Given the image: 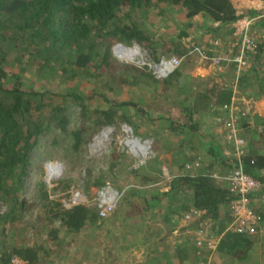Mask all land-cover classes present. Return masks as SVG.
Wrapping results in <instances>:
<instances>
[{
    "label": "trees",
    "instance_id": "obj_1",
    "mask_svg": "<svg viewBox=\"0 0 264 264\" xmlns=\"http://www.w3.org/2000/svg\"><path fill=\"white\" fill-rule=\"evenodd\" d=\"M126 4L142 12L153 8H181L188 21L197 17L205 18L210 24L205 35L219 39L232 35V25L239 19L246 16L257 18L264 14V9L239 6L233 0H0V202L5 203L7 207V212H0V227L8 223L6 215L9 214V209L18 204L21 193L25 192L24 179L32 165L31 155L38 148L41 138L52 133L55 128L61 129L62 133H68L69 123L64 104L54 105L47 100V93L26 85L20 74L5 68L6 64L15 60L14 54H25L26 51V54L20 57L33 65L43 61L40 68L47 67L52 59H60L63 63L72 65L73 70L80 72L84 77L87 76L85 78L95 76L100 77L101 81L118 82L115 78L119 76L122 85H137L147 81L157 84L151 74L119 63L113 57L111 46L114 42L128 46L136 43L148 50L154 59L159 57L156 39L150 35V30L141 29L136 23L129 22L123 13ZM256 24L264 26V18L258 19ZM186 25L192 27L191 23ZM255 35L258 38V49L250 59L251 66L241 76L237 91L260 100L264 96V73L258 72L264 67V39L257 33ZM190 36L194 37L188 31L181 32L177 41L166 43L162 55L186 56L188 49L184 40ZM9 43L14 45V48L7 47ZM192 59L194 57H186L185 63ZM21 60L18 59L19 62ZM229 70L232 71L230 84L219 83L216 79L203 80L194 85L185 95L183 102L181 101L182 112L190 121H194L195 133L200 126L197 123L199 120L196 119L198 114L212 113L217 117L215 120L220 121L228 116L227 110L223 108L231 105L233 98L237 96V91L235 93L234 90V70ZM180 80L182 74L179 70L159 85L168 90L177 87ZM69 98L82 108L84 116L87 107L82 103L83 98L77 94L69 95ZM129 105H133V102L112 104L106 111H97L103 116L97 128L132 123L130 117L116 116L117 108L124 110ZM243 115L240 125L248 142L243 162L246 171L264 184V155L259 153L255 142L258 134L264 136V127L261 129L254 127V124L250 125L252 119ZM215 120L209 128H214L211 131L212 137L203 146V153L208 158L205 171L192 177L189 172L180 169L183 173L166 183L164 189L154 191L153 198L147 203L153 206L164 196H170L173 192L185 188L191 195V202L184 203L182 210H205L206 215L197 224L201 226L204 221H208L212 227H218L217 234L221 236L218 253L242 262L249 257L253 247L261 243L264 245V236L249 237L226 232L231 221L229 206L235 197L224 183L213 178V173L226 174L237 165L233 158L224 153L217 125L220 121ZM177 126L172 130L179 134L186 132L185 125ZM253 130H256L255 133ZM71 134L76 140L77 150L89 141L80 129ZM37 187L40 190L35 198L44 203V217L42 216L41 223H44L42 226L47 229V234L40 232L48 243L59 241V231L57 227L54 228L57 223L69 233L78 234L100 221L96 209L84 206L65 209L61 204L62 199H51L45 182L41 181ZM262 194L264 195V189ZM124 204L132 203L128 200ZM261 214L264 221V206ZM45 219H49L46 220L47 223ZM193 228H196V224ZM2 232L4 234V230ZM175 232L179 233L180 230ZM183 246L186 245H181L177 252L178 258L182 260L187 257L186 247ZM1 248L0 264H12L11 261L16 256L27 264H36L44 247L42 244L11 245L3 239Z\"/></svg>",
    "mask_w": 264,
    "mask_h": 264
},
{
    "label": "rangeland",
    "instance_id": "obj_2",
    "mask_svg": "<svg viewBox=\"0 0 264 264\" xmlns=\"http://www.w3.org/2000/svg\"><path fill=\"white\" fill-rule=\"evenodd\" d=\"M233 1L239 6L264 9V0ZM123 13L126 14L129 22L136 23L141 29L150 30V35L156 39L159 56L162 55L166 43L177 41L178 35L183 31H188L196 42L202 44L209 36V34L205 35L206 29L210 26L209 22L203 17L188 21L181 8L171 7L164 10L153 8L148 12H142L126 4ZM188 23H191L192 27H187ZM254 32L264 37V26L256 24ZM229 37L230 35L224 36L222 39ZM116 43L118 42L112 44L111 51ZM222 43L224 49L228 51L226 45L228 42ZM13 46L10 43L7 45L10 48H14ZM24 53L26 54V51ZM25 54L20 52L18 55H12L15 60H10L5 68L20 74L26 85L47 93V100L54 105L64 104L65 115L69 122L68 133H62L61 129L55 128L52 133L41 138L38 148L32 153V165L24 179L25 192L21 193L18 204L9 209L10 212L6 215L8 223L0 227L1 246L3 239L11 245L42 244L44 248L39 253V262L36 264H264L262 243L253 247L249 257L242 262L234 258H226L218 252L209 253L186 244L183 247H186L187 257L183 260L178 258L177 252L181 245L177 242L179 233L175 231L183 227L180 217L186 211L182 210V205L191 202L189 191L182 188L170 196H164L153 206L147 203L153 198L154 191L164 189L166 185L163 183L156 186V183L161 182L162 179V174L159 172L162 167H168L171 174L179 176L183 173L180 169L184 170L185 164L198 156L203 158L199 174L208 167V158L203 153V146L212 137L209 129L212 120L206 114L202 121L196 118L200 126L195 133L194 121H190L189 117L185 116L181 105H175L156 94L154 90L157 84L152 81L137 85H122L121 77L116 75L115 81L118 82L101 81L100 77L95 76L85 78L87 76L84 77L80 72L73 70L72 65H67L60 59L56 61L51 58L52 61L47 67L40 68L43 61L40 60L34 65L29 64L26 59L20 57ZM18 59H22L21 62ZM117 61L128 65L118 59ZM205 66L206 63L194 57L184 63L182 69L192 71L195 67ZM205 68L210 67L207 65ZM261 68L259 74L264 73V67ZM229 69L220 76L218 72L212 70L214 72L212 78L219 83L230 84L232 71ZM233 72L235 74V71ZM190 80L192 79L188 78L191 87L203 81L194 78L193 82ZM208 85L204 84V86ZM240 93L238 91L237 97L244 99L245 105L253 103L252 97ZM72 94L83 98L82 103L87 107L84 116L82 108L69 98ZM240 95L242 98L239 97ZM123 102H133V105H129L124 110L117 108L116 116L130 117L133 122L128 124L133 127L136 135L152 139L157 152L156 159L140 170L133 168V158L122 153L116 145L118 127L123 123L97 128L103 117L97 111H106L112 104ZM245 105L239 103L244 115L247 114L242 108ZM162 114L169 117L164 118ZM177 125L186 127V132H181V136L177 131L172 130L176 129ZM260 125L262 129L264 123ZM110 127L116 131L112 140L100 148L95 147V138L102 130ZM78 129L89 141L77 150L76 140L71 133ZM49 163L59 164L63 170L61 177L52 184H48L46 168ZM41 181L46 183V190L50 193L51 199H62V206L76 188L81 189L88 196L92 195L95 189L106 184H110L119 192H125L117 210L107 219H100L96 225H91L78 234L69 233L65 227L57 223L53 226L59 231V241L48 243L41 234L47 231L42 226L44 223H41V218L44 217V203L36 199L40 190L37 185ZM128 200L132 204H124ZM4 211L7 212V207L5 203L0 202V212ZM196 228H200V225H196ZM217 228L210 226L209 230L214 233L213 236L216 235Z\"/></svg>",
    "mask_w": 264,
    "mask_h": 264
},
{
    "label": "built area",
    "instance_id": "obj_3",
    "mask_svg": "<svg viewBox=\"0 0 264 264\" xmlns=\"http://www.w3.org/2000/svg\"><path fill=\"white\" fill-rule=\"evenodd\" d=\"M260 18H264V14L257 18L246 16L232 25L234 29L232 39L226 43L228 51L224 49V45L219 38L208 36L206 42L200 45L201 43L196 42L190 36L184 40V45L188 49V52L186 56L182 57L161 55L157 59H154L140 45L133 44L132 46H128L120 42L112 47V53L119 61L144 70L158 81L166 80L178 72L184 65L186 57L189 56L208 64L212 70H215L220 75L226 73L229 68H233L235 71L234 90L236 93L238 82L251 66L250 59L256 54L258 49V38L254 30L255 23ZM262 38L264 39V37ZM242 102H244V99H238L235 96L232 104L226 105L223 108L227 110L228 116L221 121L216 119L220 121L217 123L219 126L218 133L224 146V153L236 161L237 167L226 174L213 173V178L224 183L235 197L229 206L231 221L227 225L226 232L249 237L264 236V221L261 214L262 207L264 206V195L262 194L264 184L246 171L243 162L248 149V142L242 135L243 131L240 125L243 113L240 110L239 103L241 105ZM253 124L250 121V125ZM118 128L116 145H118V149L122 153L133 158V168L135 170L145 168L148 163L156 159L157 152L152 139L139 137L128 123H123ZM115 132V129L111 127L102 130L95 138L94 146L100 148L104 144L109 143ZM202 164L203 158L198 156L186 163L184 170L194 177L199 175ZM46 169L48 172V184H52L53 181L59 179L62 175L61 172H63L59 164L54 165L49 163ZM160 173L162 174V179L161 182L156 183V186L168 183L178 177L171 174L168 167H162ZM124 192H119L110 184H106L99 189H95L94 193L88 196L81 189L76 188L72 191L67 201H64L63 207L66 209H71L75 206L95 208L99 219L103 220L107 219L117 210ZM205 215V210L197 208H191L189 211L181 214L180 218L183 227L179 228L180 232L177 236V242L180 245L195 246L197 249L206 250L209 253H217L221 236H218L217 233L213 236L214 233L212 234L209 230L212 225L210 222L204 221L200 228L192 229V226L198 225L197 223L201 222ZM182 230L184 231L181 232ZM1 256L2 248L0 240V261ZM11 263L27 264V262L17 256L13 257Z\"/></svg>",
    "mask_w": 264,
    "mask_h": 264
},
{
    "label": "crops",
    "instance_id": "obj_4",
    "mask_svg": "<svg viewBox=\"0 0 264 264\" xmlns=\"http://www.w3.org/2000/svg\"><path fill=\"white\" fill-rule=\"evenodd\" d=\"M231 39H232V35H230V37L227 38V39H223V40L221 39V40H222V42H226V40H229V42H230ZM182 68L180 69V73L182 74V80L179 81L177 87H175V88L171 87L168 90L167 89L164 90L163 85H159V83H162V82H158L157 83L158 85L156 86V88L154 90V92L156 94H159L165 100H168V101L172 102L173 104L175 102V104L176 105L179 104V106L181 105L180 104L181 101L183 102V99H184L185 95L187 94V91H189V89L193 88V86L192 87L190 86L191 83L188 81V78L192 79L190 81L193 82V78L196 79V80H199V81L201 79L210 80V79H213L212 78V74L214 75V72L210 68L195 67L194 69H192V71L191 70L185 71ZM184 74H186V75H184ZM206 82H208V81H206ZM239 97L242 98V95H240ZM245 102L246 101L242 102L241 105H245ZM242 108H243V110H246V112H247L246 115H248V117L252 119V122L254 123V127L255 126L260 127L261 126L260 124L264 123V98L262 100L261 99L260 100L253 99V103H251V105L247 106V104H246L245 107H242ZM162 115H163L164 118L169 117V115H165V114H162ZM199 115H201V117ZM204 115H205L204 113L203 114H198L197 118L199 120H201V119L204 120L205 119ZM211 115H213V114L212 113L207 114L208 118L211 119L212 122H213L215 120V119H213V117L215 115H213V116H211ZM215 118H217V117H215ZM213 129L214 128H212L210 130L213 131ZM253 131L255 133L256 130H253ZM242 135H243V133H242ZM255 142H257L256 144H257V146H258V148L260 150L259 153L264 155V136L258 134V136L255 139ZM260 236H262V235H260Z\"/></svg>",
    "mask_w": 264,
    "mask_h": 264
}]
</instances>
